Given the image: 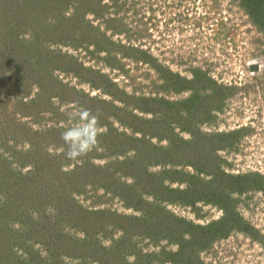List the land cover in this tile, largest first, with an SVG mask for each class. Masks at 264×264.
I'll list each match as a JSON object with an SVG mask.
<instances>
[{"label":"rangeland","instance_id":"rangeland-1","mask_svg":"<svg viewBox=\"0 0 264 264\" xmlns=\"http://www.w3.org/2000/svg\"><path fill=\"white\" fill-rule=\"evenodd\" d=\"M0 264H264V0H0Z\"/></svg>","mask_w":264,"mask_h":264},{"label":"clouds","instance_id":"clouds-1","mask_svg":"<svg viewBox=\"0 0 264 264\" xmlns=\"http://www.w3.org/2000/svg\"><path fill=\"white\" fill-rule=\"evenodd\" d=\"M101 111L96 109L80 107L76 116L73 117V124L60 133V140L64 148L63 155L71 161L80 160L94 151L99 144Z\"/></svg>","mask_w":264,"mask_h":264},{"label":"water","instance_id":"water-1","mask_svg":"<svg viewBox=\"0 0 264 264\" xmlns=\"http://www.w3.org/2000/svg\"><path fill=\"white\" fill-rule=\"evenodd\" d=\"M258 65L257 64H253L250 66V70H257L258 69Z\"/></svg>","mask_w":264,"mask_h":264}]
</instances>
